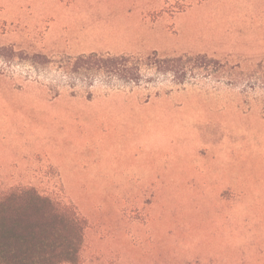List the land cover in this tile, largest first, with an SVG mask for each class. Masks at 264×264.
Listing matches in <instances>:
<instances>
[{"label":"rangeland","instance_id":"obj_1","mask_svg":"<svg viewBox=\"0 0 264 264\" xmlns=\"http://www.w3.org/2000/svg\"><path fill=\"white\" fill-rule=\"evenodd\" d=\"M153 53L208 61L177 81ZM89 54L134 57L141 82L70 77ZM14 187L87 219L80 264H264V0H0Z\"/></svg>","mask_w":264,"mask_h":264},{"label":"trees","instance_id":"obj_2","mask_svg":"<svg viewBox=\"0 0 264 264\" xmlns=\"http://www.w3.org/2000/svg\"><path fill=\"white\" fill-rule=\"evenodd\" d=\"M146 60L158 74L177 81L187 73L184 60L208 61L205 55L159 58L156 53ZM65 69L87 82L103 77L137 85L142 80L140 63L128 55L78 56ZM87 228V219L72 203L33 187H14L0 193V264H80Z\"/></svg>","mask_w":264,"mask_h":264}]
</instances>
